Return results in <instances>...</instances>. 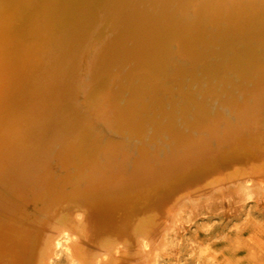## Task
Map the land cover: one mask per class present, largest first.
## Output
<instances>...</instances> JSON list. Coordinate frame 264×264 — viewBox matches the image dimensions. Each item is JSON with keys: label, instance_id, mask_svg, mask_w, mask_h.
<instances>
[{"label": "bare ground", "instance_id": "1", "mask_svg": "<svg viewBox=\"0 0 264 264\" xmlns=\"http://www.w3.org/2000/svg\"><path fill=\"white\" fill-rule=\"evenodd\" d=\"M225 204L264 206V0H0V264H179Z\"/></svg>", "mask_w": 264, "mask_h": 264}, {"label": "rangeland", "instance_id": "2", "mask_svg": "<svg viewBox=\"0 0 264 264\" xmlns=\"http://www.w3.org/2000/svg\"><path fill=\"white\" fill-rule=\"evenodd\" d=\"M239 207L225 204L222 210L195 220L193 229L187 227L188 238L185 236L176 247L180 254L175 251L172 259H183L182 264H264V206L252 205L248 210Z\"/></svg>", "mask_w": 264, "mask_h": 264}]
</instances>
